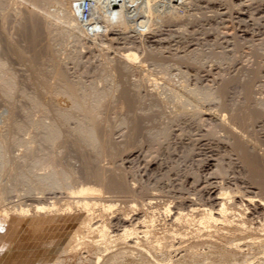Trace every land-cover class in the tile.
Returning <instances> with one entry per match:
<instances>
[{
    "label": "bare ground",
    "instance_id": "1",
    "mask_svg": "<svg viewBox=\"0 0 264 264\" xmlns=\"http://www.w3.org/2000/svg\"><path fill=\"white\" fill-rule=\"evenodd\" d=\"M84 1H87V3L90 6L89 11H88V16H89V18H91L90 19L91 25H89L83 21V2ZM226 1L227 0H225V2ZM20 2H21V4H23V1H20ZM24 2L31 8L25 9L23 7L25 9V11L23 10L24 12H21V11L18 12V10H20V9H15L16 7L12 6L15 4V3H13V0H11V3H13L11 5V7H9V5H10L9 0H0V101H2L4 104H6L7 113H8L6 120L4 122L0 121V200L5 201L6 198H8L12 194H15L16 196L22 197L21 199H23L24 197H28V199H29L30 196H33V197L35 196L34 198H36V197L41 198L40 196L49 195L48 193L52 194V196H53L52 199H53V198H56L54 196V194L64 193L66 198H68L70 200L68 203L71 202L68 205H71V206L73 205L72 207H76V206H74V204L75 205L83 204V207L78 206L79 209H81V208L83 209L86 207H90L89 205H87L88 203L89 204L91 203L90 204L91 206L92 205L97 206L98 203L102 201L103 196L119 195V197L120 196H122V197L127 196L129 198L137 196V197L141 198L142 203L145 200H148V202L145 201L144 203H146L145 204L146 206H149L150 205V201H149L150 197H148V196H153V195L149 194V190H146L147 188L145 189L142 187L139 190H133V188H131L130 185L127 184V182L125 180L124 170L122 171L120 168H119L120 169L119 170L117 167L119 165H117V166H115L116 164L114 165L115 160L118 157V150L119 149L117 150L116 144L111 140V137H110L111 134L110 133H111L112 129L111 128H110V130L105 129V123L106 122L108 123V121H107L108 117H106V120H105L106 122L103 121L105 116L101 117L103 114L104 115L106 114V113H103L105 111V108L107 110V108H109L113 104L112 102L114 100H116V98H113L115 96L114 93L116 92V90L118 91L121 87L118 89H114V88H110L107 86L106 88H103V89L100 87L101 88L100 89V88H98L99 86L96 87V82H94L95 84L90 82L92 84L87 85V84H83L82 81L81 82L80 81H73V80L71 81V79H68L66 73L64 72L65 70L63 71V69H59L55 59L51 58L49 60V55L51 56V55L56 54L60 58L64 51H61L60 48H57V49L55 48V45H59L58 42H60V43L65 42L64 41L65 39H67V40L71 39V41H72V39L77 40L78 38L81 37L80 35H82V36L87 35L89 37H92L90 35L91 31H93L92 29H94V27H96V26L102 27L104 32H106L107 30H110V28H115L122 35V32L124 33L125 31L127 32L128 30H131V29L137 31L138 30L137 26H139V25L136 23H139V24L142 23L141 25L145 24L143 26V28L144 27L145 28H152L156 24L155 18H152L153 14L154 15L156 14L155 16L159 15V18L162 17L163 15L167 16V17L164 16L165 17L164 19H166V21H168V20L178 21V18L174 15V14H176V11H175L176 7L177 6H183L184 8L189 9L188 6L190 4H192L191 0H78L77 5H73V2L70 1V6L68 5L69 4L68 0H24ZM212 2H213V0H212ZM50 4H52V5L54 4L57 7L56 9H59V13H57V14H59V16H60V14H62V16H60V18H62V20L59 18V16L56 13L55 14L58 16L59 19H57V17L55 19L56 15L52 16L54 14L53 13L54 10H52V12L50 10V13H48L49 12L48 9H47V11H45L46 8ZM9 8L10 9L14 8V11L9 10ZM223 8L220 7L219 10L216 9L217 11L214 12L213 14L215 16H219V17L224 18V16L226 15V11H225L226 9L224 10ZM229 9H230V7H229ZM12 12H15V13H13V16L17 15V13H18V15H17L18 18L17 17L13 18V16L10 15ZM56 12H58V10H56ZM206 12H209V11H206ZM159 13H161L163 15H161ZM227 13H228V11H227ZM243 13L245 14V12H243ZM187 14L188 13H186V15ZM213 14L210 15L212 18H214ZM238 14L240 16L243 15L242 13L240 14V11ZM263 14H264V12H263ZM139 15L141 17H137ZM195 15H196V13H195ZM8 16H10V17L12 16L14 21L16 20L15 24H14V25H16V29H15L16 33L18 34L20 39L25 40V42H24L25 45L20 46L19 44L14 43V40L12 42V40L7 37V35H6L7 25L6 24L8 23L7 21L10 18V17L8 18ZM229 16H230V13H229ZM136 17L143 19V21L141 22V20H139V22L138 21L136 22V20H137V19L135 20ZM54 19L56 20V22L57 21L58 22L56 23ZM218 19H220V18H218ZM59 20H61V21H59ZM191 20H192V18H191ZM225 21H227V20H225ZM216 22H217V19H216ZM14 25L12 24L13 28H14ZM98 25H102V26H98ZM133 25H137V26L134 27ZM146 25L148 27H146ZM102 28H100L99 31H101ZM178 28H175V29L178 30ZM181 28H182V26H181ZM198 28H199V26H198ZM245 28H247V27H244V29ZM155 29L157 30V28H155ZM116 30H114V31H116ZM147 30H149V29H147ZM218 30H216V31H218ZM152 31H154V30H152ZM183 31L184 30H182V32ZM194 31H195V29H194ZM132 32H135V31H132ZM16 33H15V35H16ZM153 33L154 32H152V34ZM227 33H229V32H227ZM43 34L46 35L45 45L41 49L40 48L37 49ZM233 34H234V32H233ZM218 35H219V33H218ZM222 36H224V35H222ZM159 38H161V37H159ZM191 38H192V36H191ZM12 39H13V37H12ZM122 40H124V39H122ZM114 41H115V39H114ZM159 41H160V39H159ZM201 43H203V42H201ZM77 44L79 45V43H77ZM259 44H261V42ZM62 45H63V43H62ZM261 46H262V44H261ZM58 47H60V46H58ZM169 48H170V46H169ZM209 48H211V47H209ZM28 50H31V52H29ZM192 50L189 51L190 53L188 52L189 55L191 53L193 54L194 51L192 52ZM228 50H229V48H228ZM80 51H81V49H80ZM140 51H139V53H140ZM198 51H199V49H198ZM27 52L30 53V57H29L30 59L28 58L29 60L27 58H25V57H28ZM59 52H60L61 56H59ZM43 53L46 56V60L45 61L43 60V62L41 64V61H42L41 55ZM72 53H73V51H72ZM72 53H70V55ZM170 53H171V51H170ZM170 53H169V55H170ZM173 53H175V52L173 51ZM195 53L196 52H194V55H195ZM198 53H200V52H198ZM26 54H27V56H26ZM74 54L75 53H73V55ZM204 54H202L201 56L203 58L205 57L204 58V60H205L207 58V55L203 56ZM213 54L216 57H218L219 60H221L222 58L224 59V57H222L223 54H220V52L217 54H215V53H213ZM257 54H259V53H257ZM189 55L187 54L188 57H189ZM194 55H191V57H193ZM6 56H10V58L13 60L15 58V60L17 59L18 61L21 57H22L23 61H24V59L25 60L27 59L30 62V66L28 65L29 63L27 65L32 70H34L35 75H36L35 77H37V78L39 77V75H37V71H39V69H38L39 64L44 67V69L41 66L39 67V68H42V69H40L41 71L44 70V71L49 72L51 70L53 71V69L56 70V71L54 70L56 72V74H54L55 77L52 75L54 71L52 72V74L50 73L51 76L55 78L54 79L55 81L53 80L54 81L53 85H52V83H50V81H49L50 79L47 78L48 79L47 82L50 83V87L44 86L47 84L46 82H44L46 78H43V77H46L45 75L42 74V77H39V79H41V80L43 79V82L45 83L44 85H41L43 83H41V81L39 80L40 84H38V88H40L39 85L45 87V89H42L44 87L41 88L43 91H40V94L37 93L39 96L38 95L37 96H35V95L30 96V95H27L25 93L21 94L22 98L24 97L25 100H27L26 102H28L27 108L19 109L15 103L14 96H15V93L17 91V85H16V80H15L14 75L10 72V70L6 64V58H7ZM125 56H126V54H125ZM183 56H185V54ZM183 56H178L177 54L176 55L173 54V55L169 56V59H170V57L171 58L174 57L173 60L177 58V59H180L182 62ZM195 56H197V55H195ZM201 56L200 55L197 56L198 57L197 59H199V57H201ZM210 56L212 57L213 55H210ZM210 56H208V57L210 58ZM126 57H123V59H121V61H119V66L117 64L118 69L116 68L117 71L120 70V73L121 74L123 73V75H125V76L130 71L131 64L129 62H130L131 57H133V59H134V56H131L129 58V60H128V57L127 58ZM143 59L145 61V58H143ZM190 59H189V61L191 63L196 62L198 65L201 64L200 63L201 61L198 60L199 61L198 62L196 57H195V59H193V58L191 60ZM75 60H77V59H75ZM176 60H175V62H176ZM187 60L188 59H186L185 61H187ZM204 60L202 61V63H204ZM214 60H216V59H214ZM226 60H227V58H226ZM20 61H21V59H20ZM133 61H135V60H133ZM149 61H151V60L148 59V63H149ZM189 61L187 63H189L190 65H194V67L198 66L197 64H196L197 66H195V64H193V63L191 64ZM231 61H233V60H231ZM154 62L157 64V67L158 66L160 67V65L162 63L159 60L154 61ZM253 62H255V61L253 60ZM107 63L109 64V62H107ZM178 63H179V61H178ZM187 63H186V66H187ZM250 63H248V64H250ZM175 64H177V62ZM182 64H184V63H182ZM219 64H220V62H219ZM258 64H260V63H258ZM111 65H113V64H111ZM180 65H181V63H180ZM202 65L204 66V64H202ZM202 65H200L198 70H200V68L203 67ZM166 66L165 65L163 66V64L161 65V67H163V68ZM258 66H256V67H258ZM183 67H185V64ZM191 67H193V66H191ZM105 68H106V66H105ZM173 68H174V66H173ZM170 69L171 68H169L168 70H170ZM194 69L197 70L196 68H194ZM177 70H178V68H177ZM179 70H178V74H180ZM226 70H227V68H226ZM102 71H105V70H102ZM162 71H164V69ZM222 71H223V69H222ZM125 72H127V73H125ZM183 72L184 71H182V74H183ZM187 72H188V70H187ZM106 73H108V72H106ZM120 73L118 71L119 75H120ZM175 73H177V72L175 71ZM100 74H102L104 76L103 73H100ZM116 74H117V72H116ZM182 74H181V76H182ZM108 75L109 74H107V76ZM123 75H120V76L122 77ZM158 75H159V73H158ZM185 75L186 74H184V76H182V77L186 78L187 76H190V74H188L187 76H185ZM107 76L106 77L104 76L105 79H107ZM167 76H169V75H167ZM243 76H241V77H243ZM163 77H165V75ZM171 77H172V75H171ZM192 77L194 79V76H192ZM213 77H215V76H213ZM235 77H236V75H235ZM37 78H36V80H37ZM49 78H50V76H49ZM184 78L182 80L186 81L188 79V78H186V79H184ZM247 78L248 79L245 78V80H241V79L239 80L238 78H230V79H225V80L223 79L222 81L219 80L220 81L219 85L215 84V85H217V87L214 86L215 88H211L210 86H207V85H205L204 87L202 85H201L202 87L191 86L192 87L191 88L190 86L188 87V84H187L188 81H186L187 85L184 84L185 81L184 82L181 81L182 83L179 82V83H181L179 85L180 88H179V86H177V89H179V90H175L172 88L167 89L164 92L165 95L163 94L166 100L161 101L159 98L160 102L155 103V105L156 104L158 105V106L156 105L157 107L155 106L156 107L155 111H157V112H160V111L162 112L163 106L166 105L167 103L169 104V107L173 106V107H171V108H173V110H172L168 107V104H167V108H169L173 114L170 113L171 111H168V112L171 114V117H173L172 115H174L175 119L176 118H179V119L185 118L188 120L189 119H195V120L198 119L199 120V118L202 115L214 114L216 116V119H217V125L216 126H218V130H220V132L222 133V135L220 134L221 135L220 140H218L219 144L221 145L222 148H224V149H226V151H228L229 156H233L235 158L234 161H236V163L240 165L239 168L241 167L243 169V171L245 172L244 175H245L246 179L244 181H246V183H243L241 180V184L242 183L246 184L248 191L242 192L238 188L239 186H237V187L234 186L233 181H232V184H233L234 188L232 189L231 188L232 184L231 185L229 183L225 184V183L221 182L220 179L218 180V178L222 177V174L224 172L223 171L224 168H223V170L221 168L223 165L220 166V163H221V161H220V163H219L220 167L219 166L216 167L218 170L217 171L215 170V174H213L214 176L211 177V175H210V177H209L210 179H207L209 181L205 183L206 185H204L200 189L198 188V190H200V191H196V192L193 191L194 195H191V196H208V200L210 201V205L206 206V205H201V204L197 205L196 204L197 205L196 206L193 204V201L190 202L191 198H190V201H189V199L187 200V198H185L186 203L188 204L187 209H186V210H188V212L185 213L180 208V209H176L175 212L172 214L171 211L169 210L170 208H168L169 205L167 206V208H164L165 210H162V211H164V213L162 212L163 214H165L164 216H166V217L169 215L171 216L170 223L172 224V226L174 224V227L176 225H178L180 227V226H184V225L188 226V225H190V223H194V224L196 223V226H198V227H196L197 229L194 232H197L196 238H198V239L195 243L191 244L189 247L187 246V248H184V249L176 248L174 250H171V248H174L176 246H174L172 244L163 245L164 243L161 244L162 239H161V241L153 240L151 237L152 231L154 228L153 227V221L154 220L152 219V217H150V219L148 218L149 219L148 221L146 220L147 217L146 218H143V217L133 218L134 226L140 227L141 230L139 228L133 227V222H132V225L130 224L131 223L130 222V223H128L129 226H125V223H127V220H126L127 218L125 217V219H124L123 217L122 218L120 217V219L118 220V223H120L122 225V227H121L122 229L118 234H116V235L113 234L112 239L109 238L110 240H113L115 238L113 240V242H111V241H108L109 240L108 237H110V235L108 234V232H107L108 230L106 229L105 225H102V224L97 225L96 224L95 227H93L89 223L88 224L90 226L88 224H84L83 222L82 223H80V222L78 223L76 221L72 222V220L69 218L71 220L70 221L69 219L66 218V216L64 217V221L62 220L60 222L61 219H59V224H57V225L52 224L51 220L45 219V222H47L48 224H50V223L52 224V225L47 224V228L49 226L48 231L51 233V235H48V237H46V239L47 238L49 239V236H52V237L50 240L47 239L48 241L45 242L46 240L44 241V239L41 238V236L44 232L42 230L39 231V230L34 229V231L32 232L33 235L32 234L31 235L35 239V242H37L36 240H39L38 242L41 243L43 247L45 246L44 248L47 247V249H49V251H51L52 253H55L56 255H58L60 257L63 256V254L64 255L65 254H69V255L72 254L73 255L82 246H88V245L92 246V247H94V250L96 249V253H94L96 257H95V260L92 262L90 261V259L87 260L90 264H100V262H101V264H211V263H215V264H252L251 262H254V261L257 262L256 264H264V141L263 140H261V141L257 140L258 138L253 139L254 138L253 134L255 132H257V130L255 131L254 128L257 125L259 126V124L260 125L264 124V101H261L260 100L261 98L260 99L254 98L255 95L257 94V93L254 94V92H256L257 90L254 89V87H253L254 86L253 85L254 80L257 78L256 74L254 73L250 77H247ZM173 79H175V78H173ZM212 79H214V78H212ZM120 80H121V82H123L122 78ZM104 81H102V82H104ZM125 81H127V80L125 79ZM165 81H166V79H165ZM198 81H195V82H198ZM100 83H101V81H100ZM100 83H98V85ZM110 83H112V82H110ZM212 83H214V82H211L209 84H212ZM236 83L237 84L241 83V88H242L243 94H241V92H240V94L243 95V97H242L243 102L239 103L240 105H237V106L233 105L234 106L233 107V106H231V104H227V102L230 100L227 101L226 97H227L229 88L233 84H236ZM106 84L107 83H105V85ZM124 84L126 85V87L123 86ZM160 84H161V82H160ZM123 85H122L123 88L120 89L121 91L120 90L118 91L120 93L117 95L118 96L117 103L119 101V103L122 104L121 106H124L123 108L126 109L127 117H129L130 115L136 116L137 112H139L138 114L140 116L142 111L143 110L145 111L146 109H145V107H143V110L140 108L139 104H141V103L138 101V95L135 93L136 90H132V89H135L137 86H135V88L132 87V89H131V87L129 85L130 88L128 87L129 88L128 89L127 88L128 84L123 83ZM47 86H49V85H47ZM100 86H102V85H100ZM46 88L48 91L46 90ZM130 89H131V91H130ZM164 89H166V88H164ZM148 90H150V89H148ZM152 90H154V89H152ZM254 90H256V91H254ZM118 92H116V93H118ZM233 92H235V91H233ZM228 96H230V95H228ZM40 97L52 98V100L54 99L53 101H51V99H48V100H50L52 103H54V102L56 103V104H54V106L56 105L55 108L54 107H53L54 109L50 108L51 106L47 107L48 106L46 104L47 101H45L46 105L43 104L44 100L41 101L42 99H40ZM108 97L113 98V101H112V99H110L111 101L108 100L107 99ZM255 99H259V100H255ZM139 100L142 102L141 99H139ZM262 100H264V98H262ZM50 101H49V103H50ZM148 101H150V100L148 99ZM214 103L216 105L212 106V104H214ZM236 103L234 102V104H236ZM146 104H147V101H146ZM150 104H152V102ZM160 104H163V106L161 105L162 108L159 107ZM205 105H206V108H204ZM228 105L231 107H229ZM151 107L155 108L153 104L151 105ZM146 108H148V107L146 106ZM158 108H161V110L160 111L157 110ZM165 108H166V106H165ZM120 110H121V108H120ZM140 110H142L141 113H140ZM163 111H166V110H163ZM18 113L20 114V118H21L20 121L17 120V118H16ZM150 113H151V111H150ZM152 114H155V113H152ZM141 115H143V114H141ZM106 116H108V115H106ZM123 116L124 117L120 118V120H118L117 123L120 124V126L121 125H123V126L127 125V127L129 128V132H128V136H125V137H127L129 142H131L132 140L135 141L136 138L139 135H141L140 134L141 126H140L139 122H137L135 119H133L131 121L128 118H126L125 115H123ZM166 116H168V115H166ZM144 117H146V116H144ZM200 121H201V119H200ZM109 123H111V122H109ZM149 123H150V121H149ZM118 124H116V125L118 126ZM168 124H169V122H168ZM214 124H215V122H214ZM211 125H213V124H211ZM143 127H145V126H143ZM153 127H155V126H153ZM157 127H158V125H157ZM213 127H214V125H213ZM164 128H166V127H164ZM164 128H163V130H160L159 132L157 131L159 129L154 130V131H157L156 134L155 133L147 134L148 138H150V141L155 139V142H156V139H159L158 137H160V138L165 137L167 135L168 131H167V129H164ZM206 128H207V126H206ZM62 129L66 130L65 133L67 132L68 136H70L72 138L70 140H71V142L73 140L72 146H74V145L76 146V147H74L75 151H76V149H78V152H75L73 150V147L71 149V146H70L71 142H69L70 144L68 143L70 147L66 146L67 140H65L66 143L63 142V144H66L65 147H68V149L70 148V150H73L74 154L77 153V157H76V160L78 159L77 162H79L81 160L82 163L81 162L80 163L82 164V166H81L80 170H78V171L77 170L74 171L73 167L69 168V166H71V165L68 166V164L69 163L72 164V162H69V163L66 162V164H65L66 159L69 160L68 157L66 159L65 158L63 159L61 157L62 161L65 160V161H63L64 163H62V161L56 157L57 154L56 155L54 154L58 148L57 146L61 145V143H62L61 142V140L63 138L62 133H64V131L62 132ZM105 130L106 131L109 130L110 133L108 131L106 132ZM150 130H151V128H150ZM145 131H147V130H145ZM208 135H209V132H208ZM215 135H217V134H215ZM66 136H67V134H65V136H64L65 139L67 138ZM125 137H123V138L125 139ZM204 137H205V134H204ZM217 138H218V135H217ZM192 140H194V139H192ZM192 140H191V142H192ZM139 142H140V139H139ZM210 142H211V140H210ZM123 143H124V140H123ZM132 143L133 142H131L130 145H132ZM127 144H128V142H127ZM125 145H126V143H125ZM154 145H156V144H154ZM215 145H216V143H215ZM118 146H120V145H118ZM133 147H134V145H133ZM157 148H158V146H157ZM224 149H222V150H224ZM56 153H57V151H56ZM126 153L127 152H125V154ZM104 154L105 155L107 154L108 156H106V157H108L109 159L104 157L105 156ZM120 154H121V152H120ZM58 155H62L64 157V155L60 154L59 152H58ZM102 155H104L103 157L105 159L111 161V163H109V165L111 164L110 167H108L107 163H106L107 166H105V167H103L101 165V163L104 162L103 161L104 158H103L102 162H100V158L102 159V157H101ZM122 156H123V154H122ZM129 156H131L130 152H129V155L126 157L128 158ZM229 156H226V157H229ZM73 158H75V155ZM219 158H220V156L217 159H219ZM120 159H121V157H120ZM70 161H71V159H70ZM213 161H215V160H213V159L210 160V162H213ZM107 162H109V161H107ZM236 163H235V166H236ZM81 164H79V165H81ZM125 164H126V162H125ZM227 164H228V162H227ZM103 165H105V164H103ZM213 166H216V165H214V164H207L206 165L207 168H211ZM76 168L78 169V167H76ZM213 170H214V168H213ZM230 173H232V171ZM215 175L218 178H216ZM224 175L225 174H223V177H222L223 179L226 177V176L224 177ZM228 175H230V174H228ZM77 177L80 178L79 180H82L81 184H82V182L84 183V185L82 184L83 187L85 186V188L82 187L84 191L81 190L82 189L81 186H80L81 191L78 190L79 188H77V187H79V185H81V184H79L80 183L79 180H78L79 182L77 181L78 183L76 182L79 185H75L76 184L75 181L77 180ZM206 178H208V177H206ZM193 180H194V178H193ZM230 181H231V179H230ZM237 182H238V180H237ZM194 183H196V182L194 181ZM238 183H240V182H238ZM75 187L77 188L78 191L75 189ZM192 187H193V185H192ZM86 188H87V191H86ZM151 191H154V190L151 189ZM184 192H185V190H184ZM199 192H201V194ZM45 193H47V194H45ZM189 195H190V193H189ZM58 196H59V194H58ZM235 196L236 197L240 196L241 198H238L237 199L238 201H236ZM122 197H120V198H122ZM61 198H63L62 195H61ZM129 198H126L125 200L128 201L127 199H129ZM177 198H178V196H177ZM28 199L26 198V200H28ZM30 199L32 200V197ZM68 199H66L65 201H67ZM113 199H115V198L113 197ZM133 199H129V200L133 201ZM135 199H137V198H135ZM185 199H182V200H185ZM29 200H28V202H29ZM33 200H35L34 202L37 201V199H33ZM33 200H32V202H33ZM108 200H109V197H108ZM118 200L119 199H117V202H118ZM108 202H110V201H108ZM111 202H114V201H111ZM121 202L125 203L124 201H121ZM243 202L246 203L247 209L241 210L242 209L241 206L243 205L242 204ZM206 203H207V200H206ZM182 204H183V202H182ZM56 206L57 205L53 201V203L49 204L48 209L42 208V206L40 208V206H38L39 208L35 209V211L37 210V212L39 211L41 213H46L48 210V214L46 213L47 215L56 217V216H59L58 215L59 209L58 208L56 209ZM134 206L135 205H133V206L131 205V207L129 206V209L134 208ZM36 207H34V208H36ZM92 207H91V209H92ZM107 207H110V206H107ZM243 208H245L244 205H243ZM91 209H89V210H91ZM41 210L42 211L44 210L45 212H42ZM62 210H64V209H62ZM65 210H66V208H65ZM106 210H108V208H106ZM248 210H250V212H248ZM135 211H137V210H135ZM27 213H29L27 211V209L24 210V208L23 209L19 208V215L23 218V220L24 219L27 220L26 218H28V216H29ZM84 213H85V211H84ZM88 215H90V214L88 213ZM44 216H46V215L44 214ZM158 216H159V214H158ZM194 216L198 217V219L197 220L194 219ZM22 218H21V221L23 222ZM164 219H165V217H164ZM194 220H196V221H194ZM28 222H30V221L28 220ZM9 223H10V221L8 219L7 212L4 210H0V231L2 229L7 228ZM53 225H56V226L53 227ZM190 226H192V225H190ZM151 227H153V228H151ZM184 227L186 229V226H184ZM193 227H194V225H193ZM79 228L81 230H79ZM179 229L180 228H178V230H175V231H179ZM190 230L192 231V229H190ZM193 230H194V228H193ZM169 231H171V229ZM172 231H174V230H172ZM6 233H7V231H6ZM6 233L4 232V234H6ZM19 233H21V232H19ZM83 233L84 234H89V233L93 234L94 233V236L96 234L97 235L96 240L92 239L94 236L91 237V235H90V240L91 239L92 240L89 242V238L86 236L88 242H85L84 238L80 236V234H83ZM115 233H117V232H115ZM174 233H175L174 235L176 236L177 235L176 232H174ZM46 234H49V233H46ZM46 234H44V235H46ZM180 234H181V231L178 234V236ZM181 235H180V238L183 236V235L182 236ZM171 236L174 239L173 235H171ZM185 236L186 235H184V237ZM42 237L45 238L44 236H42ZM166 237L168 238L169 236H166ZM201 237H202V239H201ZM127 241H129V242L127 243ZM24 243H25V241H24ZM26 243H28V242H26ZM119 243L121 246L124 245V247L123 248L122 247L121 248L120 247L114 248L117 245H119ZM28 244L30 245L31 243L29 242ZM36 244H37L36 245L37 248L41 245L38 243H36ZM110 244H114V245L110 246ZM33 245H35V244H33ZM179 245H181V244L179 243ZM42 246L39 248H42ZM65 247H67V248H65ZM112 248L117 249V250L112 251ZM19 250L21 252V249H19ZM28 250H30V249H28ZM32 252L34 253V251H32ZM29 253H31V252L29 251ZM37 254L38 253H36V255ZM237 257H242L243 261L242 262H235ZM26 260H24V262L21 260V263L19 261V264H65L63 260L60 261V260L54 259V258L49 259V260H47L45 258L40 259V260L38 259L35 261L34 260L29 261L28 260L29 262H25Z\"/></svg>",
    "mask_w": 264,
    "mask_h": 264
},
{
    "label": "rangeland",
    "instance_id": "2",
    "mask_svg": "<svg viewBox=\"0 0 264 264\" xmlns=\"http://www.w3.org/2000/svg\"><path fill=\"white\" fill-rule=\"evenodd\" d=\"M20 1H23V4H21ZM70 1L73 2V0H68L69 2V6H70ZM208 1V0H207ZM206 0H191V3L188 8H184L183 6H177L175 11H176V14H173L178 18V21H171V20H168L166 21V19H164L165 15H163L162 17L159 18V15L155 16L154 14L152 15L153 17L152 18H155V25L152 27V28H143V26L145 25H141L143 19H140V18H137V17H141L140 15L137 16L135 18L136 22L139 20H141V24L139 23H136L138 24L139 26L137 25H133L134 27H138V30H128L127 32L125 31L124 33L122 32V35L120 32H118L115 28H110V30H107L106 32L103 31V28L102 27H94V29H92L93 31L91 32V36L92 37H89L87 35H80L81 37L78 38L77 40H73L71 41V39H65L64 41L65 42H58L59 45H55V48H60L61 51H64L62 56L59 52V56H61L60 58L58 57V55L54 54V55H49V60L51 58L55 59L59 69H63V71L66 73L68 79H71V81H82L83 84H92L94 82H96V87L98 88H106L107 86L110 87V88H114V89H122V85L123 83H126L128 84L127 85V88L131 87H134L137 86L135 89H132V90H136V94L138 95V101L141 103L139 104L140 108L143 110V107H145V111L143 110H140V113L142 111L141 114H143L144 116H148L147 118L144 117L143 115L140 114L139 116V112H137L136 116L135 115H130L129 117H127V112H126V109L123 108L124 106H121L122 104L117 103V98H118V94L120 92H118L116 90V92L118 93H114L115 96L113 98H116V100L113 101V98H107L108 100L112 99V107L110 106L109 108H105V111L103 113H106L105 115L103 114L101 117H104L103 121L106 122V117L107 118V121L108 123L106 122L105 123V129H109L110 128L112 129L111 130V133L109 132V130H107L111 137V140L116 144V147H117V150H118V157L117 159L115 160V163L114 165L118 167V169L120 168L122 171L124 170V177H125V180L127 182V184L130 185L131 188H133V190H139L142 188H147L146 190H149V194L153 195V196H148L150 197V205L149 206H146L144 203L145 201L148 202V200H145L143 203L141 201V198L139 197H127V196H120L122 198L119 197V195H107V196H101L102 197V201L98 203L97 206H91L89 203L87 205H89L90 207H86V208H81L79 209V207H83V204L81 205H75L76 207H72L71 205H68L70 203H68L70 200L68 198H66V196L64 195V193H57V194H54V196L57 198H53L52 199V194L51 193H48L49 195H46V196H40L41 198L39 197H36L34 198L33 196H30L29 199L32 197V200L33 199H37L36 202H34L35 200H32L30 201L28 199V197H24L23 199H21L22 197H19V196H16L15 194H12L10 195L8 198H6L5 201H1L0 200V210H4L7 212V215H8V219L10 221L9 225L7 228L5 229H2L0 231V264H19V261L21 263V260L24 262V260H26L25 262H29V261H35V260H40V259H58L60 261H64L65 264H90L87 260L90 259V261H94L95 260V254L96 253V249L94 250V247L92 246H82L78 249V251L75 253V254H63V256H58L56 255L55 253H52L51 251H49V249L44 248L42 246L41 243H39L38 241L39 240H36L37 242H35V239L33 238V231L34 229L35 230H39V231H43L44 233L42 234V236H44L45 238H43L41 236L42 239H44L45 242H47L48 240L51 239L52 236H49V239L47 240L46 237H48V235H51V233L48 231L49 229V226L47 228V222H45V219L46 220H51V223L52 224H59V219L60 222L63 220L64 221V217L66 216L67 219H71L72 222L73 221H76V222H80V223H84V224H90L91 226L95 227V225H105L106 226V229L108 230V234L110 235V237H108V239H112L113 238V234H118L120 231H121V227L122 225L120 223H118V220L120 219V217L124 218L125 217L127 218V223H125V226H129L128 223H130L132 225V222H133V227H136L134 226V220L133 218H137V217H143V218H146L147 217V221L150 219V217H152V220L153 221V231H152V239L153 240H156V241H161V244L163 245H169V244H172L176 247L174 248H171V250H174L176 248H181V249H184V248H187V246L189 247L191 244L195 243L197 241L198 238H196L197 236V232H194L196 231V223H190V225H184L186 226V229L184 226H178L176 225L174 227V224L172 226V224L170 223V218L171 216H164L165 214L164 211L162 210H165L164 208H170L169 210L171 211V213L173 214L175 212L176 209H182L185 213L188 212L187 209V203H186V199L187 200L189 199L190 201V198H191V201H193V204L194 205H210V201L208 200V196H191V195H194L193 191L196 192V191H200L198 190V188L200 189L201 187H203L204 185H206L205 183L208 182L209 180L207 179H210V175L211 177H213L215 174V170L217 171L218 169L216 167L219 166V163H220V166H222V170L224 168V172L223 174L224 175V179L222 178L223 177V174H222V179L221 178H218L216 175L215 177L218 178V180L220 179L221 182L223 183H229L230 185L232 184V181L234 183V186L237 187L239 186L238 188L243 192H247L248 189H247V185L246 184H243V183H246V181H244L246 179L245 177V172L243 171V169L240 167L239 168V164L236 163L235 158L233 156H229V153L228 151H226V149L222 148L221 145L219 144L218 140H220L221 138V135L222 133L220 132V130H218V126L217 125V119H216V116L214 114H207V115H202L199 120L198 119H179V118H176L174 117V115H172L173 117H171V114L172 111L170 109L173 110V106H170L169 107V104H168V107L170 108H167V104L163 106V104H160L159 107H161V105L163 106L162 108V112L160 111L161 108H158L157 110H159L160 112H157L155 111L156 107L157 106L155 105V103L157 102H160L161 101H165V97H164V92L167 90V89H175V90H179L177 89V86H179L182 82L181 81H185V80H182L184 77V74H186L185 76H187L188 74H190V76H187L186 78H188L186 81H188V83L185 81V85L188 84V87L190 86H197V87H204L205 85L207 86H210L211 88H215L217 87V85H219V82L222 81L223 79H230V78H238L239 80H245L248 79L247 77H250L252 74H256L257 78L254 80V83H253V87L254 91V94L255 97L254 98H261L260 100L261 101H264L262 100V98H264V0H227L225 2V0H212L208 1L207 2ZM234 1V2H233ZM257 1V2H256ZM10 2V5L9 7H11V5L13 3H15L14 5L12 6H15L14 8L15 9H20L18 10L21 11V12H24L25 9L27 8H31L29 7L25 2L24 0H13V3H11V0H9ZM229 2V3H228ZM250 2V3H249ZM252 2V3H251ZM19 5H18V4ZM194 3V4H193ZM196 3V4H195ZM209 3V4H208ZM212 3V4H211ZM218 3V4H217ZM199 4V5H198ZM224 4V5H223ZM257 4V5H256ZM17 5V6H16ZM195 5V6H194ZM220 5V6H219ZM233 5V6H232ZM238 5V6H237ZM240 5V6H239ZM242 5V6H241ZM249 5V6H248ZM255 5V6H254ZM21 6V7H20ZM53 6V7H52ZM218 6V7H217ZM236 6V7H235ZM25 9H24V8ZM220 7H224L223 9L226 11V15L223 17H219V16H215L213 13L216 12L217 10H219ZM230 7V9H229ZM14 8H9V10H13L14 11ZM57 7L53 4H50L45 11H47V9L49 10L48 13H50V10L52 12V10H54V15H56L57 13H59V9H56ZM182 8V9H181ZM201 8V9H200ZM214 8V9H213ZM232 8V9H231ZM197 9V10H196ZM217 9V10H216ZM237 9V10H236ZM239 9V10H238ZM24 10V11H23ZM56 10H58V12H56ZM17 11V10H16ZM206 11H209V12H206ZM228 11V13H227ZM240 11V14L242 13L243 15H239ZM254 11V12H253ZM190 12V13H189ZM211 12V13H210ZM245 12V14L243 13ZM249 12V13H248ZM256 12V13H255ZM261 12V13H260ZM13 13L15 12H12L10 15L13 16ZM56 13V14H55ZM179 13V14H178ZM186 13H188L186 15ZM196 13V15H195ZM200 13V14H199ZM203 13V14H202ZM229 13H230V16H229ZM213 14V17L212 18L210 15ZM216 14V13H215ZM263 14V15H262ZM18 15V13H17ZM17 15H14L13 18L17 17ZM59 16V14H57ZM55 16V19L57 17V19L60 18V16H62V14H60L59 18L58 16ZM160 15V16H161ZM194 15V16H193ZM251 15V16H250ZM12 16H8L9 20L7 21L8 23L6 24L7 25V28H6V35L8 38H10L13 42L14 40V43H17L19 44L20 46L22 45H25L24 42L25 40L24 39H20L18 34L16 33V25L15 24V21L14 19L12 18ZM155 16V17H154ZM165 16V17H164ZM179 16V17H178ZM200 16V17H199ZM210 16V17H209ZM238 16V17H237ZM260 16V17H259ZM182 19H181V18ZM204 17V18H203ZM249 17V18H248ZM54 18V17H53ZM190 20H189V19ZM192 18V20H191ZM217 19V22H216V19ZM220 18V19H218ZM231 18V19H230ZM237 18V19H236ZM54 19V20H55ZM62 20V18H60ZM158 19V20H157ZM201 19V20H200ZM203 19V20H202ZM240 19V20H239ZM242 19V20H241ZM262 19V20H261ZM59 20V21H61ZM134 20V21H135ZM208 20V21H207ZM221 20V21H220ZM227 20V21H225ZM184 21V22H183ZM200 21V22H199ZM224 21V22H223ZM235 21V22H234ZM251 21V22H250ZM256 21V22H255ZM56 22V20H55ZM58 22V21H57ZM56 22V23H57ZM175 22V23H174ZM193 22V23H192ZM195 22V23H194ZM223 24H222V23ZM241 22V23H240ZM243 22V23H242ZM255 22V23H254ZM134 23V24H135ZM144 23V22H143ZM201 23V24H200ZM205 23V24H204ZM214 23V24H213ZM238 23V24H237ZM12 24L14 25V28L12 26ZM163 24V25H162ZM167 24V25H166ZM175 24V25H174ZM204 24V25H203ZM244 24V25H243ZM247 24V25H246ZM256 24V25H255ZM211 25V26H210ZM232 25V26H231ZM98 26H102V25H98ZM182 26V28H181ZM191 26V27H190ZM196 26V27H195ZM199 26V28H198ZM202 26V27H201ZM260 26V27H259ZM142 27V28H141ZM146 27H148L146 25ZM179 27V28H178ZM189 27V28H188ZM195 27V28H194ZM204 27V28H203ZM211 27V28H210ZM244 27H247L244 29ZM253 27V28H252ZM257 27V28H256ZM101 29V31H99V29ZM157 28V30L155 29ZM175 28H178L175 29ZM221 28V29H220ZM251 28V29H250ZM14 29V30H13ZM96 29V30H95ZM140 29V30H139ZM143 29V30H142ZM145 29V30H144ZM149 29V30H147ZM195 29V31H194ZM204 29V30H203ZM219 29V30H218ZM230 29V30H229ZM232 29V30H231ZM238 29V30H237ZM249 29V30H248ZM116 30V31H114ZM142 30V31H141ZM147 30V31H146ZM154 30V31H152ZM175 30V31H174ZM182 30H184L182 32ZM191 30V31H190ZM218 30V31H216ZM261 30V31H260ZM132 31H135V32H132ZM141 31V32H140ZM145 31V32H144ZM149 31V32H148ZM177 31V32H176ZM188 31V32H187ZM190 31V32H189ZM211 31V32H210ZM16 35H15V33ZM147 32V33H146ZM152 32H154L152 34ZM165 32V33H164ZM182 32V33H181ZM196 32V33H195ZM229 32V33H227ZM236 35H234L233 34ZM261 32V33H260ZM9 33V34H8ZM103 33V34H102ZM105 33V34H104ZM144 33V34H143ZM185 33V34H184ZM213 33V34H212ZM219 33V35H218ZM254 33V34H253ZM11 34V35H10ZM157 34V35H156ZM171 34V35H170ZM178 34V35H177ZM189 34V35H188ZM226 34V35H225ZM103 35V36H102ZM224 35V36H222ZM121 36V37H120ZM125 36V37H124ZM169 36V37H168ZM177 36V37H176ZM192 36V38H191ZM207 36V37H206ZM218 36V37H217ZM13 37V39H12ZM43 37V38H42ZM41 37V41L39 42V46L37 47V49H41L42 47H44L45 45V42H46V35H42ZM123 37V38H122ZM158 37V38H157ZM161 37V38H159ZM180 39H179V38ZM183 37V38H182ZM197 37V38H196ZM217 37V38H216ZM224 37V38H223ZM233 37V38H232ZM249 37V38H248ZM120 38V39H119ZM172 38V39H171ZM199 38V39H198ZM243 38V39H242ZM81 39V40H80ZM115 39V41H114ZM124 39V40H122ZM158 41H156V40ZM160 39V41H159ZM212 39V40H211ZM236 41H235V40ZM261 39V40H260ZM263 39V40H262ZM44 40V41H43ZM162 40V41H161ZM189 40V41H188ZM200 40V41H199ZM245 40V41H244ZM16 41V42H15ZM43 41V42H42ZM77 41V42H76ZM156 41V42H155ZM175 41V42H174ZM222 41V42H221ZM253 43H252V42ZM42 42V43H41ZM76 42V43H75ZM116 42V43H115ZM191 42V43H190ZM195 42V43H194ZM203 42V43H201ZM227 42V43H226ZM261 42V44H259ZM63 43V45H62ZM69 43V44H68ZM74 43V44H73ZM79 43V45L77 44ZM111 43V44H110ZM182 43V44H181ZM194 43V44H193ZM239 43V44H238ZM241 43V44H240ZM43 44V45H42ZM77 44V45H76ZM151 44V45H150ZM157 44V45H156ZM165 44V45H164ZM168 44V45H167ZM186 44V45H185ZM188 44V45H187ZM210 44V45H209ZM248 44V45H247ZM75 45V46H74ZM167 45V46H166ZM215 47H214V46ZM238 47H237V46ZM243 45V46H242ZM41 46V47H40ZM60 46V47H58ZM73 46V47H72ZM125 46V47H124ZM170 46V48H169ZM198 46V47H197ZM259 46V47H258ZM262 48H261V47ZM75 47V48H74ZM122 47V48H121ZM144 47V48H143ZM174 47V48H173ZM195 47V48H194ZM201 47V48H200ZM211 47V48H209ZM218 47V48H217ZM258 47V48H257ZM96 48V49H95ZM121 48V49H120ZM149 48V49H148ZM163 48V49H162ZM179 48V49H178ZM193 50H192V49ZM199 51H198V49ZM221 48V49H220ZM229 48V50H228ZM260 48V49H259ZM81 49V51H80ZM157 49V50H156ZM176 49V50H175ZM203 49V50H202ZM262 49V50H261ZM78 50V51H77ZM142 52H141V51ZM171 53H170V51ZM182 50V51H181ZM192 52H196L195 55L197 56H201L202 54H204L203 56H206L207 55V58L204 60V58L201 56L199 57V59H197L198 57L194 55V52L193 54L191 53L189 55V51ZM196 50V51H195ZM240 50V51H239ZM251 50V51H250ZM253 50V51H252ZM29 52H31V50H28ZM70 51V52H69ZM75 53L73 55V53ZM123 51V52H122ZM140 51V53H139ZM173 51L175 53H173ZM218 51V52H217ZM255 51V52H254ZM262 51V52H261ZM27 52L28 54V57H25V58H29L30 57V53ZM144 52V53H143ZM157 52V53H156ZM165 52V53H164ZM167 52V53H166ZM183 52V53H182ZM189 52V53H188ZM200 52V53H198ZM220 54H223L222 57H224V61L221 59L219 60L218 57H216L213 53L217 54L219 53ZM224 52V53H223ZM261 52V53H260ZM69 53V54H68ZM70 53H72L70 55ZM102 53V54H101ZM152 53V54H151ZM169 53L170 55H173V54H177L178 56H183L185 54V56H183V61L181 62L180 59H174L170 57L169 59ZM207 53V54H206ZM211 53V54H210ZM251 53V54H250ZM256 53V54H255ZM259 53V54H257ZM26 54V56H27ZM67 54V55H66ZM128 57V60L131 56H134V59L133 57H131L130 59V71L128 72V74L123 75V73L121 74L120 73V70L119 73L120 75H123L122 77L118 74V67H117V64L119 66V61H121V59H123V57ZM140 54V55H139ZM183 54V55H182ZM187 54L189 55V57L192 59H197V61H201L200 65L204 64L203 67L199 69L200 65H198L196 62L193 63L195 64V66L197 67H194V65H190L189 63H187L189 61V57L187 56ZM255 54V55H254ZM168 57H166V56ZM191 55H194L193 57H191ZM210 55H213L212 57ZM228 55V56H227ZM243 55V56H242ZM253 55V56H252ZM260 55V56H259ZM262 55V56H261ZM42 57V61H41V64L43 62V60L45 61L46 60V56L44 55V53L41 55ZM145 56V57H144ZM151 56V57H150ZM153 56V57H152ZM188 58H187V57ZM210 56V58L208 57ZM255 56V57H254ZM6 64L10 70V72L14 75L15 77V80H16V85H17V91L15 93V96H14V100H15V103L16 105L18 106L19 109H24V108H27L28 107V102H26L27 100H25V98L23 99L21 94L22 93H25L27 95H30V96H37L38 94H40V91H43L42 89H45V87H50V83H54V74H56V70L53 69V71H44V70H40L42 68H39L40 66L43 67L42 65H40L39 63V71H37V75H39V77H42V74L45 75L46 77H43V78H46L44 82H46L47 84L44 85L45 83L43 82V79H39V77H35V72L34 70H32L29 66H30V62L26 59H24V61L22 60V57L19 59V61L15 58L14 60L10 58V56H6ZM24 57V56H23ZM63 57V58H62ZM69 57V58H68ZM72 57V58H71ZM75 57V58H74ZM77 57V58H76ZM126 57V58H127ZM149 57V58H148ZM155 57V58H154ZM159 57V58H158ZM165 57V58H164ZM234 57V58H233ZM238 57V58H237ZM242 57V58H241ZM253 57V58H252ZM10 58V59H9ZM105 58V59H104ZM107 58V59H106ZM142 58V59H141ZM145 58V61L144 59ZM147 58V59H146ZM167 58V59H166ZM203 58V59H202ZM227 58V60H226ZM230 58V59H229ZM249 58V59H248ZM70 59V60H69ZM77 59V60H75ZM113 61H112V60ZM141 59V60H140ZM148 59L151 60L149 61L148 63ZM153 59V60H152ZM186 59H188L187 61H185ZM190 59V60H191ZM202 59V60H201ZM216 59V60H214ZM241 59V60H240ZM251 59V60H250ZM41 60V59H40ZM108 60V61H107ZM112 62H111V61ZM135 60V61H133ZM159 60L161 63V65L163 64V66L167 65L166 67H160L158 66L157 67V64L154 62V61H157ZM169 60V61H168ZM177 64H175L176 62ZM204 60V63H202V61ZM207 60V61H206ZM211 60V61H210ZM233 60V61H231ZM238 60V61H237ZM249 60V61H248ZM253 60L255 62H253ZM258 60V61H257ZM142 61V62H141ZM179 61V63H178ZM198 61V62H199ZM215 61V62H214ZM218 61V62H217ZM226 61V62H225ZM246 61V62H245ZM109 62V64L107 63ZM156 64H154V63ZM190 62V61H189ZM206 62V63H205ZM208 62V63H207ZM214 64H213V63ZM220 62V64H219ZM251 62V63H250ZM257 62V63H256ZM29 63V64H28ZM50 63V62H49ZM147 63V64H146ZM166 63V64H165ZM181 63V65H180ZM185 64V67L184 64ZM186 63H187V66H186ZM191 63V62H190ZM191 63V64H192ZM212 63V64H211ZM228 63V64H227ZM245 63V64H244ZM250 63V64H248ZM260 63V64H258ZM262 63V64H261ZM29 66H28V65ZM113 64V65H111ZM151 64V65H150ZM197 64V65H196ZM232 64V65H231ZM190 65V66H189ZM222 65V66H221ZM249 65V66H248ZM252 65V66H251ZM258 67H256V66ZM104 66V67H103ZM106 66V68H105ZM108 66V67H107ZM155 66V67H154ZM174 66V68H173ZM181 66V67H180ZM193 66V67H191ZM214 66V67H213ZM227 66V67H226ZM62 67V68H61ZM179 70V73L178 74V70ZM224 67V68H223ZM260 67V68H259ZM115 68V69H114ZM117 68V69H116ZM156 68V69H155ZM160 68V69H159ZM162 68V69H161ZM169 68H171L170 70H168ZM186 68V69H185ZM194 68H196L197 70H195ZM227 68V70H226ZM229 68V69H228ZM248 68V69H247ZM258 68V69H257ZM44 69V67H43ZM109 69V70H108ZM158 69V70H157ZM164 69V71H162ZM176 69V70H175ZM208 69V70H207ZM223 69V71H222ZM102 70H105V71H102ZM143 70V71H142ZM188 70V72H187ZM257 70V71H256ZM44 71V72H43ZM132 71V72H131ZM138 71V72H137ZM162 71V72H161ZM175 71L177 73H175ZM181 71V72H180ZM182 71L183 74H182ZM186 71V72H185ZM193 71V72H192ZM248 71V72H247ZM33 72V73H32ZM48 74H47V73ZM53 72V74H52ZM105 72V73H104ZM108 72V73H106ZM113 72V73H112ZM117 72V74H116ZM125 72V73H127ZM137 72V73H136ZM174 72V73H173ZM190 72V73H189ZM241 72V73H240ZM45 73V74H44ZM54 76L52 77L51 74ZM100 73H103L104 76L106 77L107 74H109L107 76V79H105V77L100 74ZM124 73V74H125ZM159 73V75H158ZM196 73V74H195ZM210 75H209V74ZM245 73V74H244ZM252 73V74H251ZM142 74V75H141ZM153 74V75H152ZM175 74V75H174ZM182 74V76H181ZM192 74V75H191ZM194 74V75H193ZM244 76H243V75ZM97 75V76H96ZM135 75V76H134ZM139 75V76H138ZM152 75V76H151ZM165 75V77H163ZM169 75V76H167ZM172 75V77H171ZM174 75V76H173ZM177 75V76H176ZM201 75V76H200ZM217 75V76H216ZM220 75V76H219ZM236 75V77H235ZM249 75V76H248ZM50 76V78H49ZM130 76V77H129ZM150 76V77H149ZM162 76V77H161ZM176 76V77H175ZM179 76V77H178ZM181 76V77H180ZM194 76V79L193 77ZM197 76V77H196ZM215 76V77H213ZM222 76V77H221ZM243 76V77H241ZM104 77V78H103ZM111 77V78H110ZM114 77V78H113ZM123 80V82H121V78ZM125 77V78H124ZM130 79H129V78ZM137 77V78H136ZM144 77V78H143ZM148 77V78H147ZM152 77V78H151ZM206 79H205V78ZM229 77V78H228ZM37 78V80H36ZM50 79V83L47 82L48 79ZM53 78V79H52ZM99 78V79H98ZM128 78V79H127ZM134 78V79H133ZM139 78V79H138ZM175 78V79H173ZM181 78V79H180ZM184 78V79H186ZM203 78V79H202ZM209 78V79H208ZM214 78V79H212ZM220 78V79H219ZM261 78V79H260ZM52 79V80H51ZM93 79V80H92ZM103 79V80H102ZM125 79L127 81H125ZM144 79V80H143ZM166 79V81H165ZM199 81H198V80ZM39 80L41 81V85H44V86H40V88H38V84H40ZM54 80V81H53ZM92 80V81H91ZM105 80V81H104ZM141 80V81H140ZM144 82H143V81ZM168 80V81H167ZM215 80V81H214ZM220 80V81H219ZM52 81V82H51ZM101 81V83H100ZM104 81V82H102ZM192 81V82H191ZM194 81V82H193ZM195 81H198V82H195ZM39 82V83H38ZM89 82V83H88ZM92 82V83H90ZM112 82V83H110ZM120 82V83H119ZM152 82V83H151ZM161 82V84H160ZM181 82V83H179ZM211 82H214L212 84H209ZM98 83H100L98 85ZM105 83H107L105 85ZM119 83V84H118ZM130 83V84H129ZM147 83V84H146ZM154 83V84H153ZM177 83V84H176ZM179 83V84H178ZM187 83V84H186ZM194 83V84H193ZM205 83V84H204ZM208 83V84H207ZM257 83V84H256ZM37 84V85H36ZM95 84V83H94ZM204 84V85H203ZM217 84V85H215ZM49 85V86H47ZM51 85V86H52ZM102 85V86H100ZM115 87H114V86ZM119 87H118V86ZM144 85V86H143ZM157 85V86H156ZM176 85V86H175ZM202 85V86H201ZM237 85V86H236ZM117 86V87H116ZM123 86L126 87V85L124 84ZM140 86V87H139ZM173 86V87H172ZM215 86V87H214ZM260 86V87H259ZM44 87V88H42ZM129 87V88H130ZM154 87V88H153ZM232 87V88H231ZM228 90V94H227V97H226V100H230V101H226L227 104H231V106L235 105H240L239 103H242L243 100H242V97L243 95V91H242V88H241V83L239 84H233ZM42 88V89H41ZM100 88V89H101ZM128 88V89H129ZM142 88V89H141ZM162 90H161V89ZM166 88V89H164ZM180 88V86H179ZM192 88V87H191ZM258 88V89H257ZM260 88V89H259ZM40 89V90H39ZM49 89V88H48ZM130 89V91H131ZM150 89V90H148ZM154 89V90H152ZM47 90V88H46ZM144 90V91H143ZM262 90V91H261ZM45 91V90H44ZM48 91V90H47ZM121 91V90H120ZM163 91V92H162ZM235 91V92H233ZM238 91V92H237ZM141 92V93H140ZM231 92V93H230ZM241 92V94H240ZM38 93V94H37ZM146 93V94H145ZM239 93V94H238ZM152 94V95H151ZM154 94V95H153ZM156 94V95H155ZM164 94V95H163ZM260 94V95H259ZM262 94V95H261ZM147 95V96H146ZM230 95V96H228ZM39 96V95H38ZM142 98H141V97ZM144 96V97H143ZM149 96V97H148ZM151 96V97H150ZM155 96V97H154ZM160 96V97H159ZM237 96V97H236ZM259 96V97H258ZM233 97V98H232ZM160 98V100H159ZM230 98V99H229ZM235 98V99H234ZM40 99H42L41 101H43L45 104L47 101V107H50V108H55L54 104H56L55 102L52 103L51 101L52 98H44V97H40ZM46 99V100H45ZM48 99H51L48 100ZM141 99L142 102L139 100ZM148 99L152 102V104L154 105L155 108L151 107L152 104H150L151 102L148 101ZM154 99V100H153ZM259 99H255V100H259ZM25 100V101H24ZM107 100V101H108ZM147 101V104H146V101ZM235 100V101H234ZM237 100V101H236ZM242 100V101H241ZM50 101V103H49ZM111 101V100H110ZM145 101V102H144ZM154 101V102H153ZM241 101V102H240ZM26 102V103H25ZM109 102V101H108ZM231 102V103H230ZM234 102L236 104H234ZM115 103V104H114ZM117 103V104H116ZM45 104V105H46ZM50 104V105H49ZM216 104H212V106H215ZM146 106L148 108H146ZM166 106V108H165ZM229 106V105H228ZM229 106V107H231ZM121 110H120V108ZM234 107V106H233ZM53 108V109H54ZM204 108H206V105L204 106ZM169 109V110H168ZM118 110V111H117ZM163 110H166L167 112L168 111H171L170 113L166 112V111H163ZM151 111V113H150ZM153 111V112H152ZM125 112V113H124ZM108 113V114H107ZM124 113V114H123ZM147 115H146V114ZM152 113H155V114H152ZM165 114V115H164ZM173 114V113H172ZM7 108H6V104H4L2 101H0V121L1 122H4L7 118ZM108 115V116H106ZM123 115H125L126 118H128L129 120H133L135 119L137 122H139L140 126H141V130H140V134L136 140H132L131 142L128 141L127 137L125 136H128V132H129V128L127 127V125H121L118 124V120H120V118L124 117ZM138 115V116H137ZM151 115V116H150ZM168 115V116H166ZM114 116V117H113ZM143 116V117H142ZM154 116V117H153ZM160 117V118H159ZM170 117V118H169ZM17 120L20 121V114L18 113L17 114ZM207 118V119H206ZM149 119V120H148ZM160 119V120H159ZM162 119V120H161ZM164 119V120H163ZM201 119V121H200ZM209 119V120H208ZM145 120V121H144ZM153 120V121H152ZM156 120V121H155ZM170 120V121H169ZM176 120V121H175ZM203 120V121H202ZM150 121V123H149ZM152 121V122H151ZM205 121V122H204ZM111 122V123H109ZM148 122V123H147ZM165 122V123H164ZM169 122V124H168ZM173 122V123H172ZM215 122V124H214ZM110 124V125H109ZM118 124V126L116 125ZM146 124V125H145ZM152 124V125H151ZM173 124V125H172ZM194 124V125H193ZM203 126H202V125ZM213 124V125H211ZM108 125V126H107ZM149 125V126H148ZM158 125V127H157ZM178 125V126H177ZM182 127H181V126ZM184 125V126H183ZM190 125V126H189ZM196 125V126H195ZM205 125V126H204ZM107 126V127H106ZM112 126V127H111ZM145 126V127H143ZM147 126V127H146ZM151 126V127H150ZM155 126V127H153ZM170 126V127H169ZM200 126V127H199ZM207 126V128H206ZM109 127V128H108ZM164 129H167V137H158L159 139H156V142H155V139L154 140H151L150 141V138H148V135L147 134H153V133H157V131L159 132L160 130H163ZM168 127V128H167ZM185 127V128H184ZM202 127V128H201ZM127 128V129H126ZM151 128V130H150ZM183 128V129H182ZM216 128V129H215ZM262 128V129H261ZM64 129V128H63ZM62 129V132L64 131V133H62L64 136L65 134H67V138L65 139V137L62 135V140H61V145H58L57 147V153L55 151V155L57 154L58 155V152L60 154H63L64 157L62 155H56L57 158H59L61 161V157L64 159H66L68 157L69 160L66 159L63 160L65 161V164L66 162H72L71 163H67L69 168L73 167V170H80L81 166H82V162L81 160L79 162L78 159L76 160V157H77V153L74 154L73 150L75 151V148L76 147L75 145L72 146V142L70 139H72L70 136H68V133L65 131L66 130H63ZM118 129V130H117ZM159 129V130H157ZM170 129V130H169ZM182 129V130H181ZM200 131H199V130ZM255 131L257 130V132H255L253 135H254V138H258L257 140H263L264 141V124L260 125L259 126L257 125L255 128ZM147 130V131H145ZM154 130H157V131H154ZM189 132H188V131ZM209 130V131H208ZM262 130V131H261ZM106 131V130H105ZM106 131V132H107ZM185 131V132H184ZM212 131V132H211ZM120 132V133H119ZM125 132V133H124ZM182 132V133H181ZM208 132H209V135H208ZM212 134H211V133ZM216 132V133H215ZM181 133V134H180ZM184 133V134H183ZM188 136H187V135ZM193 134V135H192ZM204 134H205V137H204ZM214 134V135H213ZM217 134L218 135V138H217ZM221 134V135H220ZM176 135V136H175ZM179 135V136H178ZM181 135V136H180ZM185 135V136H184ZM208 135V136H207ZM257 137H256V136ZM114 136V137H113ZM147 136V137H146ZM170 136V137H169ZM203 136V137H202ZM211 136V137H210ZM125 137V139L123 138ZM147 139H146V138ZM179 137V138H178ZM191 137V138H190ZM209 137V138H208ZM216 137V138H215ZM69 138V139H68ZM120 138V139H119ZM165 138V139H164ZM198 140H197V139ZM215 138V139H214ZM263 138V139H262ZM139 139H140V142H139ZM149 139V140H148ZM164 139V140H163ZM169 139V140H168ZM194 139V140H192ZM206 139V140H205ZM213 139V140H212ZM65 140H67V143L65 142ZM123 140H124V143H123ZM192 140V142H191ZM211 140V142H210ZM66 143V144H63ZM71 142V144L69 143ZM128 142V144H127ZM137 144H136V143ZM165 142V143H164ZM177 142V143H176ZM59 143V144H60ZM71 146V149L73 147V150H70V148L68 149V147H65L66 146H69V144ZM126 143V145H125ZM135 143V144H134ZM188 143V144H187ZM192 143V144H191ZM216 143V145H215ZM218 143V144H217ZM139 144V145H138ZM147 144V145H146ZM156 144V145H154ZM191 144V145H190ZM64 145V146H63ZM120 145V146H118ZM134 145V147H133ZM149 145V146H148ZM151 145V146H150ZM194 145V146H193ZM61 146V147H60ZM69 146V147H70ZM127 146V147H126ZM137 146V147H136ZM148 146V147H147ZM158 146V148H157ZM210 146V147H209ZM126 147V148H125ZM122 148V149H121ZM157 148V149H156ZM191 148V149H190ZM218 148V149H217ZM133 149V150H132ZM146 149V150H145ZM148 149V150H147ZM212 149V150H211ZM224 149V150H222ZM59 150V151H58ZM123 150V151H122ZM126 150V151H125ZM121 154H120V152ZM130 152V155L128 158L126 156L129 155V152ZM146 151V152H145ZM217 151V152H216ZM75 152H78V149H76ZM125 152H127L125 154ZM227 152V153H226ZM223 153V154H222ZM226 153V154H225ZM123 154V156H122ZM214 154V155H213ZM75 155V158H73ZM105 155V154H104ZM102 155V159L100 158V162H102L103 158L108 156L107 154L104 156ZM120 155V156H119ZM138 155V156H137ZM140 155V156H139ZM209 155V156H208ZM104 156V157H103ZM205 156V157H204ZM220 156L219 159H217L218 157ZM226 156H229V157H226ZM121 157V159H120ZM108 158V157H106ZM227 158V159H226ZM71 159V161H70ZM109 159V158H108ZM213 159L215 161L213 162H210V160ZM224 159V160H223ZM127 160V161H126ZM62 161V163H64ZM104 162L101 163V165L103 167L107 166L106 163L108 164V167H110L109 163H111L110 160H107L104 158L103 160ZM109 161V162H107ZM155 161V162H154ZM81 162V163H80ZM126 162V164H125ZM149 162V163H148ZM203 162V163H202ZM216 162V163H215ZM228 162V164H227ZM232 162V163H231ZM161 163V164H160ZM199 163V164H198ZM202 165H201V164ZM218 163V164H217ZM235 163H236V166H235ZM81 164V165H79ZM105 164V165H103ZM207 164H214L216 166H213L211 168H207L206 165ZM80 167H79V166ZM155 166V167H154ZM199 166V167H198ZM219 166V167H220ZM228 168H227V167ZM231 166V167H230ZM78 167V169L76 168ZM230 167V168H229ZM214 168V170H213ZM227 168V169H226ZM233 168V169H232ZM119 169V170H120ZM220 169V168H219ZM237 170V171H236ZM76 171V172H77ZM232 171V173H230ZM235 171V172H234ZM208 172V173H207ZM214 172V173H213ZM227 172V173H226ZM194 173V174H193ZM212 173V174H211ZM238 173V174H237ZM240 173V174H239ZM192 174V175H191ZM230 174V175H228ZM233 174V175H232ZM237 174V175H236ZM242 174V175H241ZM204 175V176H203ZM240 175V176H239ZM188 176V177H187ZM202 176V177H201ZM243 176V177H242ZM198 177V178H197ZM208 177V178H206ZM220 177V176H219ZM234 177V178H233ZM236 177V178H235ZM194 178V180H193ZM234 180H233V179ZM242 178V179H241ZM80 178L77 177V180L75 181V183L79 180ZM226 179V180H225ZM231 179V181H230ZM134 180V181H133ZM193 180V181H192ZM223 180V181H222ZM228 180V181H227ZM240 182L238 183L237 182ZM241 180H242V184H241ZM81 184V181L82 180H79ZM78 181V182H79ZM133 181V182H132ZM136 181V182H135ZM194 181L196 183H194ZM199 181V182H198ZM205 181V182H204ZM77 182V183H78ZM129 182V183H128ZM198 182V183H197ZM74 183V184H75ZM75 184V185H79V184ZM82 184L84 185V183L82 182ZM79 185V188L78 190H80L83 186ZM132 184V185H131ZM190 184V185H189ZM200 184V185H199ZM238 184V185H237ZM74 185V186H75ZM148 185V186H147ZM193 185V187H192ZM81 186V188H80ZM233 184L231 185V188L233 189L234 188ZM246 186V187H245ZM139 187V188H138ZM166 187V188H165ZM246 189H245V188ZM77 188L75 187V189L77 190ZM85 188V186L83 187ZM83 188L81 189L82 191ZM171 188V189H170ZM180 188V189H179ZM185 192H184V190ZM194 188V189H193ZM154 190V191H151ZM189 189V190H188ZM77 190V191H78ZM80 190V191H81ZM159 190V191H158ZM168 190V191H167ZM178 190V191H177ZM79 191V192H80ZM86 191H87V188H86ZM157 192V193H156ZM180 192V193H179ZM183 192V193H182ZM153 193V194H152ZM155 193V194H154ZM187 193V194H186ZM190 193V195H189ZM193 193V194H192ZM201 194V192H199ZM47 194V193H45ZM44 194V195H45ZM59 194V196H58ZM164 194V195H163ZM61 195L63 198H61ZM180 195V196H179ZM188 195V196H187ZM58 196V197H57ZM173 196V197H172ZM178 196V198H177ZM187 196V197H186ZM108 197H109V200H108ZM113 197L115 199H113ZM189 197V198H188ZM207 197V198H206ZM236 197V196H235ZM26 198L29 200H26ZM65 198V199H64ZM126 198H129V199H133L132 200H129L127 199L128 201H126L125 199ZM137 198V199H135ZM140 200H139V199ZM238 198H241L240 196L236 197V201H238L237 199ZM52 199V200H51ZM63 199V200H62ZM66 199H68L67 201H65ZM106 201H105V200ZM111 199V200H110ZM117 199L118 202H117ZM155 199V200H154ZM182 199H185V200H182ZM204 199V200H203ZM207 200V203H206V200ZM26 200V201H25ZM39 200V201H38ZM136 200V201H135ZM153 200V201H152ZM54 203L57 205L56 206V209L58 208V215L59 216H50V215H47L48 214V210H47V214L46 213H41V212H37V210L35 211V209L39 208L38 206H42V208H45V209H48L49 207V204L51 203ZM105 201V202H104ZM110 201V202H108ZM111 201H114V202H111ZM121 201H124L125 203L121 202ZM140 201V202H139ZM156 201V202H155ZM39 202V203H38ZM50 202V203H49ZM152 202V203H151ZM183 202V204H182ZM111 203V204H110ZM110 204V205H109ZM181 206H180V205ZM245 208H243V205L241 206V210H244V209H247V206H246V203L243 202L242 203ZM24 205V206H23ZM131 207V205H135L134 208H131L129 209V206ZM196 205V206H197ZM37 206V207H36ZM71 206V207H70ZM79 206V207H78ZM107 206H110V207H107ZM145 206V207H144ZM36 207V208H34ZM85 207V206H84ZM92 207V209H91ZM19 208H24V210L27 209V211L29 213H27L29 216L28 218H26L27 220H23V218L19 215ZM66 208V210H65ZM91 210H89V209ZM95 208V209H94ZM106 208H108V210H106ZM110 208V209H109ZM44 209V210H45ZM64 209V210H62ZM68 209V210H67ZM141 209V210H140ZM42 211V212H45V211ZM85 213H84V211ZM89 210V211H88ZM137 210V211H135ZM160 210V211H159ZM92 211V212H91ZM35 212V213H34ZM65 212V213H64ZM87 212V213H86ZM157 212V213H156ZM163 212V213H162ZM248 212H250V210H248ZM38 213V214H37ZM88 213L90 215H88ZM154 213V214H153ZM44 214L46 216H44ZM140 216H139V215ZM159 214V216H158ZM171 214V215H172ZM87 215V216H86ZM153 215V216H152ZM163 215V216H162ZM247 215V214H246ZM49 218H48V217ZM136 216V217H135ZM90 217V218H89ZM129 217V218H128ZM165 217V219H164ZM21 218L23 220V223L21 221ZM149 218V219H148ZM53 219V220H52ZM69 219V220H70ZM194 219H198V217L194 216ZM28 220L30 222H28ZM70 220V221H71ZM117 220V221H116ZM156 220V221H155ZM194 220V221H196ZM58 221V222H57ZM169 221V222H168ZM56 222V223H55ZM86 222V223H85ZM48 224V225H52V224ZM99 223V224H98ZM88 224V225H89ZM170 224V225H169ZM27 225V226H26ZM56 225H53V227H55ZM89 225V226H90ZM108 225V226H107ZM167 225V226H166ZM194 225V227H193ZM24 226V227H23ZM83 226V225H82ZM119 226V227H118ZM178 226V227H177ZM80 227V226H79ZM182 227V228H181ZM184 227V228H183ZM25 228V229H24ZM136 228H139L140 227H136ZM174 228V229H173ZM179 231H175V230H178ZM194 228V230H193ZM171 229V231H169ZM192 229V231L190 230ZM7 233H6V231ZM79 230H81L79 228ZM141 230V229H140ZM174 230V231H172ZM189 230V231H188ZM3 231V232H2ZM181 231V235L182 237L180 238V235L178 236V234L180 233ZM183 231V232H182ZM4 232L6 234H4ZM21 232V233H19ZM111 232V233H110ZM117 232V233H115ZM176 232V236L174 235ZM46 233H49V234H46ZM172 233V234H171ZM185 233V234H184ZM32 234V235H31ZM46 234V235H44ZM173 235L174 239L172 238L171 235ZM188 234V235H187ZM90 235L91 237L94 236V233H89V234H80L81 237L84 238V241L85 242H88L86 236L89 238V242L92 240V239H95L96 240V237L97 235L95 234V236L90 240ZM112 235V236H111ZM184 235H186L184 237ZM141 236V235H140ZM166 236H169L168 238ZM171 236V237H170ZM178 236V237H177ZM29 237V238H28ZM176 237V238H175ZM86 238V239H85ZM165 238V239H164ZM185 238V239H184ZM108 240V241H111L113 242V240ZM158 239V240H157ZM202 239V237H201ZM214 239V238H213ZM23 240V241H22ZM29 240V241H28ZM174 240V241H173ZM189 240V241H188ZM22 241V242H21ZM25 243L26 242H30L31 244H35V245H29L28 243ZM42 241V240H41ZM176 241V242H175ZM129 241H127L128 243ZM36 243L38 244H41L39 247L42 246V248H37L36 247ZM177 243V244H176ZM179 243L181 245H179ZM114 244H110V246H113ZM123 248V246L120 245H117L116 247L114 248ZM27 248V249H26ZM67 248V247H65ZM112 248V251H116L117 249H114ZM21 249V252L20 250ZM23 249V250H22ZM25 249V250H24ZM30 249V250H28ZM28 251V252H27ZM29 251L31 253H29ZM34 251V253L32 252ZM36 251V252H35ZM36 253H38L36 255ZM40 255V256H39ZM42 255V256H41ZM93 255V256H92ZM23 259H22V258ZM51 257V258H50ZM63 257V258H62ZM105 257V256H104ZM32 258V259H31ZM242 257H237L236 261L235 262H242L243 261V258L241 259ZM29 260V261H28ZM82 261V262H81ZM88 262V263H87ZM252 264H256L257 262L254 261V262H251ZM101 264V262H100ZM211 264H215V263H211Z\"/></svg>",
    "mask_w": 264,
    "mask_h": 264
},
{
    "label": "built area",
    "instance_id": "3",
    "mask_svg": "<svg viewBox=\"0 0 264 264\" xmlns=\"http://www.w3.org/2000/svg\"><path fill=\"white\" fill-rule=\"evenodd\" d=\"M77 1L78 0H73V5H77ZM89 4L87 3V1L83 2V21L89 25H91V18H89L88 16V11H89ZM92 32V31H91Z\"/></svg>",
    "mask_w": 264,
    "mask_h": 264
}]
</instances>
